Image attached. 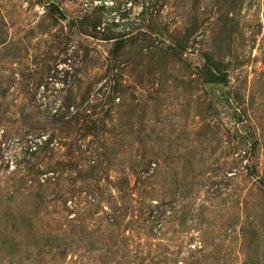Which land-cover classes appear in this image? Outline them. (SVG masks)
I'll return each mask as SVG.
<instances>
[{"label": "rangeland", "instance_id": "rangeland-1", "mask_svg": "<svg viewBox=\"0 0 264 264\" xmlns=\"http://www.w3.org/2000/svg\"><path fill=\"white\" fill-rule=\"evenodd\" d=\"M0 264H264V0H0Z\"/></svg>", "mask_w": 264, "mask_h": 264}, {"label": "built area", "instance_id": "built-area-1", "mask_svg": "<svg viewBox=\"0 0 264 264\" xmlns=\"http://www.w3.org/2000/svg\"><path fill=\"white\" fill-rule=\"evenodd\" d=\"M38 136H42V135H38ZM40 139L42 140L43 138H42V137L37 138V142H39ZM35 143H36V142H35Z\"/></svg>", "mask_w": 264, "mask_h": 264}]
</instances>
